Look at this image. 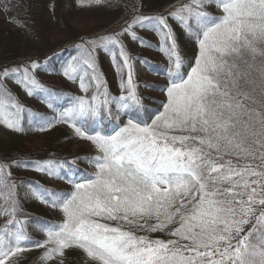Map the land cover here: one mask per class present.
I'll return each instance as SVG.
<instances>
[{
  "label": "snow or ice",
  "instance_id": "6c2138e0",
  "mask_svg": "<svg viewBox=\"0 0 264 264\" xmlns=\"http://www.w3.org/2000/svg\"><path fill=\"white\" fill-rule=\"evenodd\" d=\"M208 2L223 14L203 11ZM169 15L198 47L190 70L177 53L167 17H136L123 29L131 33L136 25L161 35V50L171 66L168 83L153 90L165 94L166 103L156 110L144 107L120 45L129 69L127 86L121 84L127 95L111 97L100 77L93 75L97 95L91 101L76 99L59 113L58 119L91 140L100 155L86 160L97 168L94 178L80 176L72 162L67 163L63 177L71 191L34 192L65 217L59 225L35 222L47 239L32 246L54 245L43 259L74 246L94 264H264V0H191ZM119 35L86 43L93 50L99 46L110 52L108 46L118 45ZM86 63L95 72L93 63ZM30 67L38 65L33 62ZM69 69L76 71L71 64ZM64 75L70 76V71ZM6 79L23 86L30 96L46 91L29 67L0 71V92L7 91ZM80 86L85 90L83 77ZM57 98L53 91L44 102L52 107ZM11 107L15 112L8 119L0 101V119L9 129L22 130L24 108L15 101ZM103 113L114 122L112 133L95 131L85 137L82 128L103 119ZM122 116L126 123L121 126ZM55 122L40 118L36 124L45 130ZM28 123H33L31 114ZM37 167L52 175L50 162ZM17 210L15 204L10 211L4 209L13 219L8 222L12 228L0 230V264H8L29 241L24 222L15 219ZM153 219L155 223H148ZM137 230L166 232L172 238L151 240L137 235Z\"/></svg>",
  "mask_w": 264,
  "mask_h": 264
},
{
  "label": "trees",
  "instance_id": "16d2710c",
  "mask_svg": "<svg viewBox=\"0 0 264 264\" xmlns=\"http://www.w3.org/2000/svg\"><path fill=\"white\" fill-rule=\"evenodd\" d=\"M189 3L191 0H101L100 3H96L95 0H90V2L87 0L85 4L88 7H85V11L88 13L87 19L91 21L92 26L85 35V32L78 33L71 25L77 18L76 12L83 8L80 7L81 0H0V12L4 17L0 23V71L29 67L36 80L39 76L52 77L58 71V65L65 57L72 59L90 57L91 44L86 42L99 40L102 36H113L120 28L127 26L136 17L158 18L160 15H169V12L176 6ZM210 8L218 10L215 3L208 2L204 5L203 11L206 12ZM171 24L174 26L172 31L176 39L177 53H180L182 60L194 62L193 58L198 53L196 50L187 53V49L189 50L191 46L194 47L196 44L191 41L188 33L179 23L172 21ZM56 34L61 35L62 40L51 43L49 39ZM168 43L170 44L171 41ZM77 45L83 47L78 49ZM153 49L158 53L165 54V58L168 59L166 51H162L160 46H153ZM33 62L38 65L34 70L30 67ZM184 68L188 70V68ZM156 69H158L160 76L167 81L166 71L168 67L158 65ZM39 84L46 91H37L31 96L28 94L17 95L10 92L4 80L3 85L7 91L0 92V101L10 106L15 101L24 108L20 122L22 130H13L0 135V166L3 167V171H0V217L13 219V217L5 214L4 209L10 211L11 206L15 204L18 209L15 219L24 222L25 233L29 237L24 250L17 256L10 257L8 264H94L91 258H88L81 249L74 246L65 248L62 255L58 253L49 259L42 257L47 249L54 247L53 244L49 243L43 247L32 246L34 242H43L47 239L46 234L35 223L36 221L59 225L65 219L62 210L54 209L50 204L47 205L53 211L61 213L58 221L48 219L35 211L33 204L42 205L43 202L37 195H34V192L37 188L41 191L67 192V190H54L44 187L36 178H41L42 174L46 173V178L57 180L58 176L63 177V173L67 171L68 162H72V169L78 170L80 176L93 178L95 176L89 174V163L86 162L91 157L87 155L73 156L62 150L63 146L71 145L72 140L82 138L77 135L73 125H70L71 129L66 128L64 132L58 134L59 136L53 137V140L49 141L40 152L27 153L22 150V145L27 138L35 133H45L56 126L54 123L51 127L40 130L36 121L40 118L56 120V110L69 106L74 97L69 87ZM166 84L151 85V87ZM53 91L58 98L53 100V106L49 107L44 102V97ZM117 95L113 94L114 97ZM29 102L43 104L46 111H40L28 105ZM142 104L148 109L154 110L155 108L144 102ZM29 114L32 117V124L28 123ZM102 115L104 117L102 125L107 130H112L114 122L105 116L106 113ZM124 123H126L125 119ZM49 162L53 169L52 175L39 170L37 167V165L43 166ZM18 164H27L28 167L17 166ZM23 173H30L33 178L23 177L25 176ZM69 187L71 188L70 185ZM155 222L153 219L148 223ZM107 223L114 222L108 221ZM20 226L19 223L16 224V228ZM136 234L147 236L151 240L167 241L172 238L166 232L161 231L137 230Z\"/></svg>",
  "mask_w": 264,
  "mask_h": 264
},
{
  "label": "rangeland",
  "instance_id": "374dc122",
  "mask_svg": "<svg viewBox=\"0 0 264 264\" xmlns=\"http://www.w3.org/2000/svg\"><path fill=\"white\" fill-rule=\"evenodd\" d=\"M87 0H85L86 3ZM85 3H82L80 7H83L79 9L76 12L77 18L74 22H72V27L79 33V32H86L89 30V28L92 26L91 21L87 19L88 13L85 11V7H88ZM177 7V6H176ZM206 13L212 16H221L222 10L221 9H207ZM167 17V24L168 26L173 29V25L171 24L172 21L175 23H179L177 20L173 19L170 15H160L159 17ZM4 20V17L2 13L0 12V23ZM132 23V21L130 22ZM129 23V24H130ZM128 25V24H127ZM126 27V26H125ZM124 27V28H125ZM124 28H120L113 36H115L117 33H120V35L117 37L118 39V45L113 46L109 45L108 47L112 49V51H105L102 47H95L93 50V45H90V57L86 59H72L70 57H65L61 63L58 65V71L55 73L52 77H45V76H39L37 81L39 83H44L48 85H52L55 87H69V89L72 91V94L74 95L73 100L76 99H84L85 101H91L92 97L94 95H97V87L96 82L91 80V77L93 75H97L100 77V80L103 82V88H106L107 93L114 97L113 94H118V98L121 95H127L126 87L124 90L121 88V84L123 83L125 86H127L128 82V72L129 69L127 67H124L123 64V58L120 55V45L123 46L124 53L128 56L130 64H131V74H132V84L135 87L136 93L139 97H141V102L147 103L156 110L162 103H166V95L159 92L154 91L151 85H158V84H166L167 81L164 80L160 76V73L158 72V69H156V66L158 65H165L168 68L171 66L168 62V59L165 58V54H161L156 52L153 49V46H160L162 45V38L161 35H159L156 31L151 30L148 27L140 28L139 26L133 25L131 29V33H134L136 37H139L145 42V45L148 46H141L139 43V40H134L132 38L131 33H125L123 32ZM166 30V29H165ZM62 36L59 34L54 35L49 40L52 42L60 41L62 40ZM198 53V47L194 46L188 50L194 51ZM180 55V53H179ZM87 62H91L94 65L95 72H93V69L88 68ZM142 61H147L148 65L151 66V68L148 67V65H145ZM184 67L189 69V65H194V62L183 60ZM73 65L76 67V71L72 72L69 69V65ZM65 70L70 71V76H64ZM81 77L84 78L85 81V90L81 89ZM6 87L10 90V92H13L17 95H26L27 90L23 88V86L18 85L13 80H5ZM145 85H148V87H145ZM101 89V91L103 90ZM99 99H103V96L100 95ZM4 103V102H3ZM72 103V102H71ZM5 104V113L7 114L8 119H13V113L15 112V109L12 108L7 103ZM28 105H31L32 107L40 110V111H46L43 107V104L33 103L29 102ZM71 104L65 107H70ZM64 107V108H65ZM56 110V126L53 129H50L46 131L45 133H35L29 138L26 139L24 144L22 145V150L27 153H34V152H40L43 150V148L47 145L49 141H52L53 137L57 136L58 134H61L65 131V129H71L70 125L71 123L63 122L58 119L59 113L64 109ZM114 108V107H113ZM162 111V108L160 109ZM106 116V115H105ZM76 123L77 126H79V122H73ZM121 126L124 124V118L122 116L120 120ZM92 127V129H90ZM14 129H9L3 122L2 119H0V135L6 134L8 132L13 131ZM82 130L85 132V137L92 134H95V131H100L102 135L110 134L112 133V130H107V128H104L102 125V119H97L96 122L93 125L86 126L82 128ZM59 136V135H58ZM51 137V138H50ZM73 142L69 146H63L62 150L65 152H69L73 156H79V155H87L91 158H95L100 155L99 150L97 147L92 143L91 140L86 138H81L80 140H72ZM89 168V174L95 175L97 168L93 164H88ZM23 177L26 178H33L32 174L30 173H23ZM36 180L43 185L44 187L54 189V190H69L72 188L69 187L68 182L63 179L62 176H58L57 180H50L46 178V173L42 174L41 178H36ZM33 209L35 211L41 213L48 219H52L54 221H58L60 218L59 216L61 213L59 211H53L46 203H43L42 205L33 204ZM10 218L2 219L0 217V230H3L6 226L8 228H12V225L9 224ZM15 231V229H12Z\"/></svg>",
  "mask_w": 264,
  "mask_h": 264
}]
</instances>
